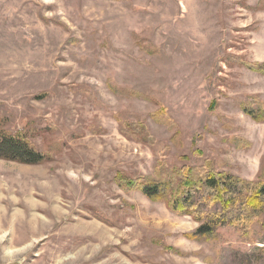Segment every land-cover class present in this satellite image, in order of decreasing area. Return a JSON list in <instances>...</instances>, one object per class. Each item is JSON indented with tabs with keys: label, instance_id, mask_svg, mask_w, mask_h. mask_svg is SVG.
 <instances>
[{
	"label": "rangeland",
	"instance_id": "obj_1",
	"mask_svg": "<svg viewBox=\"0 0 264 264\" xmlns=\"http://www.w3.org/2000/svg\"><path fill=\"white\" fill-rule=\"evenodd\" d=\"M254 65L264 0H0V130L49 157L0 158V264H264V209L190 238L200 223L118 180L163 163L264 181ZM30 215L48 231L10 244Z\"/></svg>",
	"mask_w": 264,
	"mask_h": 264
},
{
	"label": "trees",
	"instance_id": "obj_2",
	"mask_svg": "<svg viewBox=\"0 0 264 264\" xmlns=\"http://www.w3.org/2000/svg\"><path fill=\"white\" fill-rule=\"evenodd\" d=\"M251 69L264 72V66ZM255 121L264 124V107L246 111ZM153 117L166 118L161 109ZM129 126L127 129L129 130ZM0 158L25 165H38L49 159L34 149L23 133L0 130ZM125 191L137 190L152 201L165 203L179 216H189L200 223L190 238L211 236L219 226L241 225L249 228L264 209V181L248 182L218 172L210 164L201 167H169L159 163L152 176L138 180L118 176Z\"/></svg>",
	"mask_w": 264,
	"mask_h": 264
},
{
	"label": "bare ground",
	"instance_id": "obj_3",
	"mask_svg": "<svg viewBox=\"0 0 264 264\" xmlns=\"http://www.w3.org/2000/svg\"><path fill=\"white\" fill-rule=\"evenodd\" d=\"M1 204V201H0ZM36 206H34L35 208ZM36 210V209H35ZM24 217H21L20 219L23 220ZM30 218H33V224ZM24 221H19L16 226H19L21 230L24 232V236L19 238L18 240H12L10 244L15 245L16 243H25L26 239L29 238L32 235H41L43 234L44 230L48 231L50 228V223H47V221H44L37 217L36 215H30ZM4 220H0V231H5V229L12 228V219L5 220V223H1ZM47 223V224H46ZM34 225H38V227H34ZM2 238H0V244L2 243ZM8 259H11L12 256L8 255ZM54 259V258H53Z\"/></svg>",
	"mask_w": 264,
	"mask_h": 264
}]
</instances>
